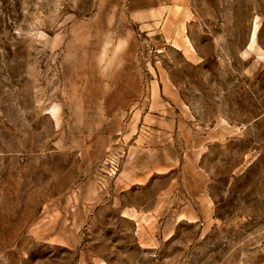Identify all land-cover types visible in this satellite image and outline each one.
<instances>
[{
  "label": "rangeland",
  "instance_id": "374dc122",
  "mask_svg": "<svg viewBox=\"0 0 264 264\" xmlns=\"http://www.w3.org/2000/svg\"><path fill=\"white\" fill-rule=\"evenodd\" d=\"M136 3L0 0V264H264V0H187L196 63L157 53ZM156 63L210 139L204 175L124 191Z\"/></svg>",
  "mask_w": 264,
  "mask_h": 264
},
{
  "label": "crops",
  "instance_id": "0c3cea01",
  "mask_svg": "<svg viewBox=\"0 0 264 264\" xmlns=\"http://www.w3.org/2000/svg\"><path fill=\"white\" fill-rule=\"evenodd\" d=\"M136 4H131V15L157 53L162 46H168L186 60L198 61L196 48L185 30L187 0H137ZM154 65L150 70L154 79L141 83L142 93L126 116L128 130L124 133L130 141L125 148L122 180L117 184L124 191L143 185L154 174H168L178 168L196 184L204 175L199 162L210 139L200 135L184 115L179 87L167 69ZM172 188L171 184L170 195Z\"/></svg>",
  "mask_w": 264,
  "mask_h": 264
},
{
  "label": "built area",
  "instance_id": "2783aa9c",
  "mask_svg": "<svg viewBox=\"0 0 264 264\" xmlns=\"http://www.w3.org/2000/svg\"><path fill=\"white\" fill-rule=\"evenodd\" d=\"M113 169H116L115 167H113Z\"/></svg>",
  "mask_w": 264,
  "mask_h": 264
}]
</instances>
